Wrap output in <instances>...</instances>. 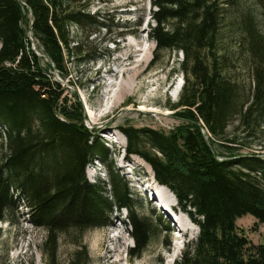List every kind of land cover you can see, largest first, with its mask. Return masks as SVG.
<instances>
[{"label": "trees", "instance_id": "obj_1", "mask_svg": "<svg viewBox=\"0 0 264 264\" xmlns=\"http://www.w3.org/2000/svg\"><path fill=\"white\" fill-rule=\"evenodd\" d=\"M93 1L0 0V222L20 213L44 229L42 264H59L63 232L107 227L116 210L127 211L134 242L130 259L141 255L151 234L152 224L134 210L131 188L115 170L109 148L85 125L76 92L70 99L49 72L53 68L65 77L66 56L76 64L96 57L68 29H110L106 13L90 12ZM151 4L154 24L148 33L156 52L182 54L178 69L185 81L178 100L168 104L180 124L166 131L119 126L126 138L125 158L134 154L147 162L155 181L171 191L198 227L196 239L174 264H264V233L253 244L236 225L246 214L264 225V157L235 146L240 129L254 136L264 128V34L251 18L246 20L252 90L245 96L216 48L214 0ZM233 122L236 129L228 137ZM215 141L227 151H217ZM93 160L106 165L107 184L87 179L85 169ZM78 247L77 261L86 255L84 246Z\"/></svg>", "mask_w": 264, "mask_h": 264}, {"label": "rangeland", "instance_id": "obj_2", "mask_svg": "<svg viewBox=\"0 0 264 264\" xmlns=\"http://www.w3.org/2000/svg\"><path fill=\"white\" fill-rule=\"evenodd\" d=\"M214 1L218 6V54L225 55L228 76L239 84L242 94L246 96L252 90V79L244 26L246 20L251 18L264 34V0ZM152 9L151 0H94L90 5V12L97 10L100 14L106 13L110 29L101 28L95 32L74 25L68 29L70 37L82 42L88 52L95 50L96 57L76 64L71 57L66 56L68 62L65 77L59 76L53 68L49 71L61 83L70 99H73L71 93L76 92L83 107L85 125L91 131L98 132L109 148L115 170L125 177L131 188L135 201L134 210L152 224L148 244L139 257L130 259L128 250L134 242L130 233L131 227L126 221L127 211L116 210L112 212V223L107 227L90 228L83 232L71 229L63 232L58 244L59 264H71L73 257L75 264H174L180 258L185 245H191L196 239L198 227L177 205L166 209L165 202L161 204L156 201L158 196L151 189L156 184L161 185L155 181L153 175L155 183L152 182L148 171L152 174L153 172L149 164L138 155L132 154L129 159L125 158L126 138L118 129L125 124L166 131L180 124L168 104L178 100L185 81V75L178 69L182 54L172 49L156 52L155 42L148 33L154 24L151 18ZM121 30L122 35L115 34ZM30 39L37 50L34 39ZM128 42L133 43L132 46H125ZM146 46L150 47L149 60L140 66V73L132 82L134 88L131 94L119 105L107 108L106 98L103 96L107 84L120 80L121 70L130 66L138 57V50ZM126 48L131 49V57L123 60ZM154 55H158L156 61H152ZM126 75L127 73L122 75L123 83H127ZM141 106L145 108L141 109ZM201 124L202 131L208 135L203 123ZM235 126L234 122L228 126V137L234 134ZM236 134L238 140L235 146L239 148V152H254L264 157V128L254 136H247L246 131L242 132L241 129ZM118 141H122L124 145ZM220 143L215 141L214 148L226 152L227 149L219 146ZM141 162H145L149 169ZM85 174L92 183L109 182L108 169L100 161L93 160L87 165ZM107 187L109 189L110 185ZM160 192L166 194V202L174 203V199L165 190L160 189ZM18 211L21 212L22 209ZM236 225L239 232L251 243H260L264 225L257 223L253 216L246 214L237 218ZM165 226L168 227V232ZM45 235L44 229L33 226L20 213L12 221H1L0 264H42L40 245ZM78 246H84L86 255L82 254L77 261L75 252L80 249ZM117 258L121 259L118 263L114 262Z\"/></svg>", "mask_w": 264, "mask_h": 264}, {"label": "bare ground", "instance_id": "obj_3", "mask_svg": "<svg viewBox=\"0 0 264 264\" xmlns=\"http://www.w3.org/2000/svg\"><path fill=\"white\" fill-rule=\"evenodd\" d=\"M31 40V39H30ZM133 44V43H132ZM132 44H130L129 42L125 45V46H132ZM135 45V43H134ZM129 51H131V49L129 48H126L125 52L123 53L124 57H123V60H126L125 57L129 58L131 57V53H129ZM140 53L138 55V57L136 59L133 60V62L131 63L130 66H128L127 68H125L124 70H121L120 72V80L116 81L115 83L112 81L110 83L107 84L106 86V89L104 90L103 92V96L104 98H106V105H107V108H112L114 106H117L119 105L122 101H124V99L131 94V91L133 90V86H132V82L134 80V78H136V76L140 73V66L147 62L149 60V54H150V47L149 46H146V47H143L141 48L140 50H138ZM124 73H127V78H126V82L127 83H123L124 82ZM123 75V76H122ZM113 86V87H112ZM141 109L145 108L144 106H141L140 107ZM109 134V133H108ZM117 141V140H116ZM119 142V141H118ZM120 144H123L122 141L119 142ZM137 162V161H136ZM142 163V162H141ZM139 163V164H141ZM144 166H146L147 164L144 162L142 163ZM147 169H149V166L147 165L146 166ZM146 169V170H147ZM148 171V170H147ZM149 172V175L151 176V180L153 183H155L153 181V176H152V173L150 171ZM151 173V174H150ZM160 189L162 190H165L174 200V203H168L165 201V198H166V194H161L160 192ZM151 191L156 195L158 196V198L156 197V201H160L161 204H163L164 202L166 204H164V207L166 209H171V207H173V205H177L176 203V199L175 197L173 196V194L167 190L165 187H162V186H159V185H155V188L154 189H151ZM160 204V205H161ZM161 207V206H160ZM179 231V230H178ZM174 236V235H173ZM117 238H119L117 236ZM116 238V239H117ZM178 251V249L176 250ZM177 254L179 252H176ZM176 254V255H177ZM121 259L120 258H117L114 260V262L118 263L120 262Z\"/></svg>", "mask_w": 264, "mask_h": 264}, {"label": "built area", "instance_id": "obj_4", "mask_svg": "<svg viewBox=\"0 0 264 264\" xmlns=\"http://www.w3.org/2000/svg\"><path fill=\"white\" fill-rule=\"evenodd\" d=\"M24 4V3H23Z\"/></svg>", "mask_w": 264, "mask_h": 264}]
</instances>
